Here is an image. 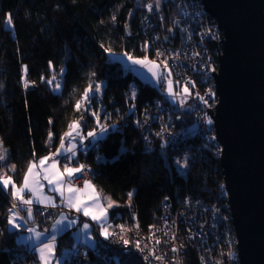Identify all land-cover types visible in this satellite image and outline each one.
<instances>
[{"label": "trees", "instance_id": "trees-1", "mask_svg": "<svg viewBox=\"0 0 264 264\" xmlns=\"http://www.w3.org/2000/svg\"><path fill=\"white\" fill-rule=\"evenodd\" d=\"M178 1L165 2L167 29L179 21L174 8ZM9 16L12 28L7 26ZM151 21L153 26L141 15L137 0H0V141L8 150L11 167L6 173L14 185L23 181L32 162L59 147L74 123L85 121V135L99 129L96 118L76 105L89 85L103 83L100 118H106L109 129L81 149L79 159L96 169L93 182L116 202L109 211L113 224L149 229L158 222L165 197L175 206L187 197L203 206L223 201L220 156L213 146L195 140L188 155L158 141L153 150L147 147L140 119L162 95L110 56L152 57L161 42L155 40L158 27ZM181 39L178 32L169 45L179 47ZM52 75L62 79L56 93L47 81ZM188 120L192 123V117ZM181 157L183 170L177 162ZM11 199L0 186V264H17L14 249L23 245L17 242L19 231L7 223ZM222 213H229L225 206ZM226 221L233 233L230 219ZM67 237L60 239L59 248ZM88 253L93 264H112L115 254L105 249ZM188 261L198 264L192 252Z\"/></svg>", "mask_w": 264, "mask_h": 264}, {"label": "built area", "instance_id": "built-area-1", "mask_svg": "<svg viewBox=\"0 0 264 264\" xmlns=\"http://www.w3.org/2000/svg\"><path fill=\"white\" fill-rule=\"evenodd\" d=\"M156 1L154 0V3ZM145 9L148 13L157 15L156 10L149 7ZM177 12L180 13L177 34L179 32L182 36V44L179 47L169 45L171 39L168 37L164 16L157 20L150 14V19L158 27L154 35L155 40L161 42L151 57L161 71L153 85L160 91L162 97L154 99L153 104L142 113L141 129L146 134L147 147L152 150L158 141L171 150L188 155L192 152L190 143L198 140L206 147L213 146L214 152L220 156L221 146L215 135L213 119L206 109H212L218 104L213 72L218 70V49L220 53L222 36L215 20L212 18L214 23H210L205 17L207 13L201 0H179ZM214 41L218 46L216 53L212 47L216 46ZM168 80H171L174 95L166 90ZM184 87L188 88L187 93L183 91ZM181 100L187 102L186 106ZM191 117L192 123H189L188 119ZM209 119L212 121L210 124L207 122ZM88 145L90 143L85 146ZM82 166L78 175L75 174L77 178L75 183L80 184L86 179H93L97 174L91 165L84 162ZM219 199H223L224 202L217 201L209 206H203L187 197L183 204L175 206L165 197L155 225L144 230L129 227L120 221L113 225L111 232L113 235L100 242V250H109L114 252V255L121 256L124 259L122 264H189L188 253L191 252L194 253L198 264H239L237 239L234 231L233 233L230 231L222 213V206L228 209L225 188L219 193ZM18 202L15 201L13 204L17 207L27 206ZM32 208L43 214L48 213L47 222L42 224L44 229H48L58 211L63 209V205L60 203L57 207ZM68 213L71 216L75 215L71 210ZM121 237L129 243L125 245ZM137 242L139 248L136 247ZM14 255L17 264H38L34 250L26 245H17ZM112 260L114 264V258ZM67 264L93 262L90 254L81 246H77L75 254L73 253Z\"/></svg>", "mask_w": 264, "mask_h": 264}, {"label": "water", "instance_id": "water-1", "mask_svg": "<svg viewBox=\"0 0 264 264\" xmlns=\"http://www.w3.org/2000/svg\"><path fill=\"white\" fill-rule=\"evenodd\" d=\"M201 2L222 36L218 71L213 72L218 104L206 111L221 146L220 166L238 261L264 264V0ZM164 5V0L159 5L156 1L159 18ZM179 26L180 21L168 29L171 42Z\"/></svg>", "mask_w": 264, "mask_h": 264}, {"label": "crops", "instance_id": "crops-1", "mask_svg": "<svg viewBox=\"0 0 264 264\" xmlns=\"http://www.w3.org/2000/svg\"><path fill=\"white\" fill-rule=\"evenodd\" d=\"M115 60L119 61L120 63L121 62L125 63V61H122L119 58H116ZM154 80H156V77ZM148 83L152 84V80L149 79ZM62 144L63 147H61ZM83 148L84 147H82V149ZM68 149H71V151H68ZM75 155H78V149L76 145L71 143H65L62 141L54 153L51 152L48 155H45L32 162V163H36L37 165V167L34 169V173H39V176H37V180L39 182L38 188L35 185H32L31 183L28 189L24 188L23 182L25 176L27 175V172L23 178V181L20 184L15 185V187H13V185L10 184L6 188H4L5 190L6 189L8 190L9 195L13 200H17V197L15 195L16 190L21 189L22 190L21 194L23 198L30 199L33 201L31 205L18 207L16 209L15 214L19 217H23L24 219L17 220L16 222L19 223L21 227L13 230H17L19 231V234H21L20 240L17 241L19 244L26 245L34 250L38 264H43V261L39 259V251H38L39 247H43V244L36 239L37 233L47 238L46 242L51 243L53 245L54 257L50 259V264H55L58 258L61 257H63L61 264H67L70 261L63 256L64 251L67 254H69L68 258L72 259V255L77 246H81L83 250L86 252L91 250H97V251L100 250L101 247L100 242L102 240H106L104 236L101 235V228H100L101 222L106 223L108 231L110 233L112 232L114 224L111 222L109 211L114 206L108 207V203H109L108 198H110L109 195L101 191L98 188L97 184H95V182L93 181H85L80 186L72 185L69 182V178L72 175L69 176L66 172H64V169L66 166L69 168H77V166L67 165L65 164V162L61 163V161L57 160L56 159L57 157H55V156H60L61 159H63L66 156H75ZM45 158H46V162L43 168H41L39 166V160ZM32 163L30 164L29 167H31ZM52 164L56 165L54 169L51 167ZM57 172L61 173L62 176L60 180L55 181L54 183H49V180L43 178L45 175H48L53 180H55V173ZM86 182H88L91 185V187H85ZM70 187L72 189H78L79 191L70 193L68 191ZM61 192H63V195H61ZM69 196H75L77 200H81L86 203L92 204L93 208L90 209L91 211H97V208L104 210L105 220L101 222L94 221L91 219L90 216H84L83 212L77 213L74 210V208L71 209V211H73L75 215L71 216L68 213V211H70L69 202H68ZM93 197L98 198L99 205L96 204L95 200H93ZM60 203H62L63 209H60L58 211V214L51 222L50 227L48 229L41 228L43 224L42 219L44 218V214L35 210L32 207L34 206L57 207ZM28 207L32 208L31 217H28L26 214V209ZM12 215L13 213L11 212L10 218L12 217ZM65 216H67L69 219L76 220V224L73 225L71 228H65V224H67V221L64 220ZM57 221H61V223L57 224ZM84 223H88L90 226L87 232H85L82 228V225ZM28 228H32L34 229V231L30 233L28 232ZM53 234H55L56 237L54 241L50 239V237ZM65 235L68 236L65 241L66 244H64V246H61L59 248L60 239Z\"/></svg>", "mask_w": 264, "mask_h": 264}, {"label": "rangeland", "instance_id": "rangeland-1", "mask_svg": "<svg viewBox=\"0 0 264 264\" xmlns=\"http://www.w3.org/2000/svg\"><path fill=\"white\" fill-rule=\"evenodd\" d=\"M149 5L152 6V9L156 10V3H154V0H141L140 3H139L141 15L143 16L144 19L147 20V22L151 26H153V23H152V21L150 19L151 18L150 14L155 19H157V17H156V15L154 16L153 13H148L146 11L145 7H148ZM174 5L173 6H174L175 10L177 11V3H174ZM7 26L12 28V25H8L7 24ZM110 56L114 60L116 58H119L122 61H125V63L121 62L123 68L133 72L142 81L149 82V79H151L152 80V84H154L158 80V77L161 75L160 67L158 65H156L155 63H154L155 66H153L152 58L149 55H145L144 57H141V58L133 57V58L142 59V60H144L146 58V60L148 62V67H142L141 65L133 64L132 61L128 59V56H130V55L119 54V53H111ZM149 68H152V71H149ZM153 72L156 73L155 76L153 75ZM155 77H156V80H154ZM47 81L52 86V90H53L54 93L60 91V88L62 86V79H61V77L59 75H52ZM90 88H91V91H89ZM97 89H98V91H97ZM102 90H103V83L91 84L85 90V93L86 92L88 93V99L85 100V93H84L83 97L79 101V104H80V108L79 109H82L83 111L87 112L90 115H93V113H95V115H93L96 118L95 123H96V125L99 126V129H97L95 131V133H96V136L99 135V137H104L106 135L108 129H109V124L106 123V121H107L106 118L105 119H101L100 118L101 114H102V111H103V105L101 103ZM166 90H167V92H170L169 88H168V84L166 85ZM172 91H173V86L171 88V92ZM181 101H182V104L186 106L187 102H185L184 100H181ZM74 124H78L79 127L74 129L71 126L69 128L70 130L67 131V133L63 137L62 141L65 142V143H71V144L76 145V147L78 149V155L66 156V157L63 158L65 161L63 159H61L60 156H55V157H57L56 159L61 161V163L65 162V164H67V165L77 166V168H80L82 166V164L84 163L83 161H81L79 159L80 150L82 149V147L87 145V143L91 144L92 141H95L96 140V138H95L96 136L92 137V136H88V135L84 134V132H83V126L85 125V121L84 120H82L81 122H76ZM101 127H104L107 130L102 132L101 131ZM69 133H71V135H69ZM7 152H8L7 148L3 147V145L1 144V141H0V155H3L5 157L3 160H0V179H7L8 178L6 172L9 171V169L11 167L8 164L7 160H6ZM190 154H192V152H190ZM177 162H178V167L181 170L186 168V162L184 161V157L179 158V160H177ZM79 172L80 171L74 173L69 178V182L72 185L80 186L85 181H93V179L90 178V179H86L85 181H83L80 184L79 183H75V181L77 180V178L75 177V174L78 175ZM108 199H109V201L112 202L113 206L116 205V202L111 197L108 198ZM11 200H12V202L19 201L18 203H22L18 199L17 200L11 199ZM228 212H229V210H228ZM223 215L225 216L226 219H230V213H228V214L224 213ZM230 221H231V219H230ZM10 228L12 230L14 229L11 225H10ZM20 235L21 234L17 235V241L20 240ZM63 254H64L63 256L65 258H67V260H69V261L71 260V258L70 259L68 258L69 254H67L65 251H64ZM102 255L105 257L106 254L102 253ZM113 258H114V264H122L123 261H124V259H122V257L118 256V255H114ZM62 260H63V257L58 258V260H57V262L55 264H61Z\"/></svg>", "mask_w": 264, "mask_h": 264}, {"label": "snow or ice", "instance_id": "snow-or-ice-1", "mask_svg": "<svg viewBox=\"0 0 264 264\" xmlns=\"http://www.w3.org/2000/svg\"><path fill=\"white\" fill-rule=\"evenodd\" d=\"M157 5H159V0H157ZM149 9L152 8L151 5L148 6ZM7 24L8 25H12V19L11 17H7ZM125 55H128L127 53H125ZM159 55V54H158ZM128 59L132 61L133 64H138V65H141L142 67H148V62L146 60V58L144 60L142 59H136V58H133L132 56H128ZM153 66H155L154 62H153ZM166 67V65H165ZM214 71V69H212ZM149 71H152V68H149ZM153 75L155 76L156 73L153 72ZM169 75H171V73L169 72ZM166 83L168 84V88H169V91H170V94H173L171 92V88H172V83H171V80H168L166 81ZM89 91H91V88L89 89ZM98 91V89H97ZM183 91L185 93L188 92V88L187 87H184ZM214 95V94H212ZM88 99V93L86 92L85 93V100ZM76 108L79 109L80 108V104L78 103L76 105ZM93 115H95V113H93ZM209 124L212 123V121L209 119L207 121ZM72 127L75 129V128H78L79 125L78 124H73ZM107 129L104 128V127H101V131H106ZM69 135H71V133H69ZM88 136H96V133L95 132H89L87 134ZM61 147H63V144L61 145ZM68 151H71V149H68ZM5 157L3 155H0V160H3ZM46 162V158L45 159H40L39 160V166L41 168H43L44 164ZM37 167L36 163H32L31 167L28 168L27 170V175L25 176L24 178V188L25 189H28L29 188V185L30 183L32 185H35L37 188L39 187V182L37 180V176H39V173H34V169ZM51 167L54 169L56 167L55 164H52ZM83 168V166H81L80 168H69V167H65L64 169V172H66L69 176L73 175L74 173L78 172V171H81ZM46 171V170H45ZM62 174L57 172L55 173V180H53L50 176L48 175H45L43 178L44 179H47L49 180V183H54L55 181H58L60 180ZM12 184L13 187H15L14 185V182L10 179V178H7V179H0V186H2L3 188H6L8 185ZM85 187H91V185L86 182L85 183ZM68 191L70 193H74V192H77L79 191L78 189H72L71 187L68 189ZM22 190L21 189H17L16 190V197L18 200H20L23 204L25 205H31L33 203L32 200L30 199H24L22 194H21ZM61 195H63V192H61ZM132 193H129V197H131ZM93 200H95L96 204L99 205V200L98 198L96 197H93ZM68 202H69V208L70 210L74 208V210L77 212V213H80V212H83V215L84 216H90L92 220L94 221H97V222H101V221H104L105 220V211L102 210V209H99L97 208V211H91L90 209L93 208V205L90 204V203H86L84 201H81V200H77L75 198V196H69L68 197ZM112 202L109 201L108 203V207H112ZM16 209H17V205L16 204H13L11 206V209L10 211L13 213L12 217L7 221V223H9L14 229H18L21 227V225L19 223H17L16 221L19 220V219H24L23 217H19L17 216L15 213H16ZM26 214L28 217H31L32 215V208L31 207H28L26 209ZM64 220L67 221V224H65V228H71L73 225L76 224V220L74 219H69L67 216L64 217ZM61 221H57V224H60ZM89 224L88 223H84L82 225V228L85 232L88 231L89 229ZM100 228H101V235L104 236L105 239H108L111 235H113V233H110L108 231V228H107V225L106 223H103L101 222L100 223ZM34 229L32 228H28V232H33ZM123 231V229H122ZM31 238V237H29ZM55 234H53L50 239L51 240H55ZM36 239L38 241H40L42 244H43V247H39L38 251H39V259L41 261H43V264H50V259L54 257V249H53V245L51 243H47L46 240L47 238L43 237L41 234L37 233L36 234ZM121 239L123 240V243L125 245H127L129 243L128 240L126 239H123V237H121ZM157 243H159V241H157ZM136 247L139 248L140 245H139V242H137L136 244ZM173 251H176V249H173ZM74 254H75V250H74Z\"/></svg>", "mask_w": 264, "mask_h": 264}, {"label": "flooded vegetation", "instance_id": "flooded-vegetation-1", "mask_svg": "<svg viewBox=\"0 0 264 264\" xmlns=\"http://www.w3.org/2000/svg\"><path fill=\"white\" fill-rule=\"evenodd\" d=\"M164 16V15H163Z\"/></svg>", "mask_w": 264, "mask_h": 264}]
</instances>
